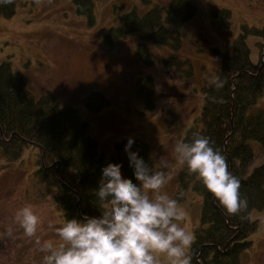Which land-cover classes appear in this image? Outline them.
<instances>
[{
	"label": "rangeland",
	"instance_id": "obj_1",
	"mask_svg": "<svg viewBox=\"0 0 264 264\" xmlns=\"http://www.w3.org/2000/svg\"><path fill=\"white\" fill-rule=\"evenodd\" d=\"M162 1L167 5L169 0ZM196 8L195 16L181 30V47L172 52L168 48L141 40L131 34L113 47L105 48L102 38L123 10L133 7L141 12L150 6L143 0H105L95 3V23L88 27L85 18L75 13L71 0H18L15 13L0 18V63L9 62L12 73L20 77L25 90L38 98L53 93L61 104L78 111L89 125V133L99 144V152L108 158L115 142L129 137L149 145L154 169L166 160L163 169L169 177L163 192L175 198L178 191L177 174L182 167L174 152L199 115L202 105L201 86L213 78L218 64L213 49L224 51L234 39L240 25L264 26V0H186ZM230 12V26L221 27L213 18L216 10ZM257 38L248 36L246 44L250 60L256 63ZM143 42L149 48L153 64L142 66L135 54V45ZM173 54L188 59L193 76L188 81L168 74L162 59ZM149 75L155 84V108L144 111L134 98L136 76ZM91 92H101L110 105L97 112H88L82 99ZM264 110V94L252 110ZM172 111L176 119L167 124L165 112ZM254 158L246 173L264 161L260 146L252 142ZM154 154V155H153ZM35 149L28 147L15 161L8 162L0 154V232L11 224L12 210L32 204L42 210L47 220L59 226L63 220L55 208V190L35 180L33 172ZM189 215L185 226L191 232L199 223L202 198L189 189L180 201ZM251 220L258 222L257 232L250 235L252 246L240 256L242 264H264V211H252ZM41 239L58 240L54 231L45 228L37 234ZM35 238L16 233L15 239H0L2 264H41L42 254L35 252Z\"/></svg>",
	"mask_w": 264,
	"mask_h": 264
},
{
	"label": "trees",
	"instance_id": "obj_2",
	"mask_svg": "<svg viewBox=\"0 0 264 264\" xmlns=\"http://www.w3.org/2000/svg\"><path fill=\"white\" fill-rule=\"evenodd\" d=\"M105 0H71L75 13L85 18L88 27L95 23V3ZM144 12L135 7L123 10L116 17V25L102 38L105 48L136 34L143 41L175 52L181 47L182 27L196 14V8L186 0L152 3ZM13 4L0 6V18L15 13ZM213 18L221 27L230 26V12L216 10ZM258 39L257 61L250 60L246 38ZM218 61L213 77L226 81L216 89L211 80L201 86L200 113L187 129L182 142L199 134L214 141V146L225 155L229 171L239 177L240 192L247 198V209L229 216L218 206L199 180L185 167L177 174L180 201L189 189L199 194L202 204L199 223L194 229L195 241L190 254L192 264H242L241 254L252 246L250 235L257 232L258 222L251 220L252 211H264V161L246 173L254 158L251 143H257L264 153V110H252L257 99L264 94V26L240 25L239 34L228 42L224 51L213 49ZM135 54L142 66L153 64L149 48L143 42L135 45ZM163 69L173 71L177 79L185 82L192 78L193 68L188 59L169 54L162 59ZM24 81L15 76L9 62L0 63V154L8 162L17 160L25 148L35 149L33 176L39 183L55 190V208L65 218L99 216V202L95 192L99 186L101 170L109 163L120 164L122 177L135 181L124 151L127 140L115 142L107 158L99 152L98 142L91 137L89 125L78 111L61 104L53 93L34 97L25 90ZM136 101L144 111L155 108V84L149 75H138L133 84ZM208 97L223 98L214 103ZM85 109L97 113L110 105V99L101 92H91L82 99ZM167 124L175 121V114L165 112ZM138 158L153 166L148 144L134 138L131 149ZM154 168V166H153Z\"/></svg>",
	"mask_w": 264,
	"mask_h": 264
},
{
	"label": "clouds",
	"instance_id": "obj_3",
	"mask_svg": "<svg viewBox=\"0 0 264 264\" xmlns=\"http://www.w3.org/2000/svg\"><path fill=\"white\" fill-rule=\"evenodd\" d=\"M13 3L0 0V6ZM211 83L222 89L226 81L217 76ZM208 99L223 103L222 97ZM133 144L129 137L124 151L137 183L122 177L120 164L104 166L94 190L99 216L65 218L56 227L42 210L23 204L12 210L11 224L0 232V239L13 240L16 233L35 238L41 264H192L195 235L185 226L189 213L179 197L162 191L169 180L163 171L168 162L161 160L160 169H154L131 151ZM174 152L225 213L232 216L247 209L239 177L229 171L225 155L209 137L197 134L177 143ZM45 228L58 240L41 239L37 234Z\"/></svg>",
	"mask_w": 264,
	"mask_h": 264
}]
</instances>
